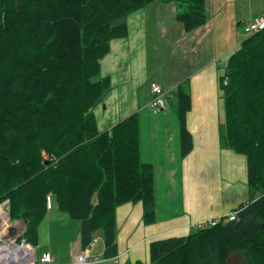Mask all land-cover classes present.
<instances>
[{
	"label": "trees",
	"instance_id": "1",
	"mask_svg": "<svg viewBox=\"0 0 264 264\" xmlns=\"http://www.w3.org/2000/svg\"><path fill=\"white\" fill-rule=\"evenodd\" d=\"M156 1L0 0V206L9 204L11 220L26 227L20 240L35 248L52 208L80 222L83 250L102 232L105 259L119 256V207L141 202L144 224L156 221L155 172L140 159L137 114L100 132L94 113L111 88L101 62L112 40L128 35L115 22ZM175 1L186 32L207 23V0ZM226 63L221 142L246 158L254 196L233 210L236 221L152 242L148 264H231L237 254L264 264V29ZM174 91L185 157L191 93L186 82Z\"/></svg>",
	"mask_w": 264,
	"mask_h": 264
},
{
	"label": "crops",
	"instance_id": "2",
	"mask_svg": "<svg viewBox=\"0 0 264 264\" xmlns=\"http://www.w3.org/2000/svg\"><path fill=\"white\" fill-rule=\"evenodd\" d=\"M212 5L213 0H207V23L193 32H186L177 21L180 6L175 0H159L129 13L122 23L127 25L128 35L123 40H112L111 50L101 62V77L111 79V88L103 103L94 109L99 130L110 131L136 113L140 122V159L152 164L155 172V223L144 224L141 202L125 204L116 211L120 263L148 264L152 242L187 236L198 222L223 219L245 204L240 198L245 191L246 160L221 142L226 117L220 78L226 62L241 45L235 23L245 26L264 14L262 10L252 12L243 25V17L227 16L225 8L215 12ZM184 82L191 93V110L186 117L193 151L182 157L174 90ZM152 84L169 92L167 108L156 115L148 106ZM54 209L58 210L52 208L49 218L59 214ZM44 222L38 242L48 243V247L38 255L50 253L53 264H72L73 256L83 251L80 230L73 240L61 242L67 229L61 225L60 230H53V236L51 229L47 235ZM93 240L102 243V249L95 253L103 255L102 232H97Z\"/></svg>",
	"mask_w": 264,
	"mask_h": 264
},
{
	"label": "built area",
	"instance_id": "3",
	"mask_svg": "<svg viewBox=\"0 0 264 264\" xmlns=\"http://www.w3.org/2000/svg\"><path fill=\"white\" fill-rule=\"evenodd\" d=\"M264 29V16H259L250 21L246 25L245 31L248 34H255ZM228 80H225V85ZM167 92H164V89L157 84L152 85L151 97L148 100V106L150 107L153 114H158L164 110L167 105ZM50 207V202H48ZM229 221H236L238 218V213L232 212L226 216ZM217 220H209L198 222L195 225V229H203L205 227H213L217 224ZM11 227H16L19 230L17 225L4 224L0 229V264H13L17 261H22L26 258L29 259L27 264H38L36 251L34 246L29 243H26L24 240H19L16 237H9L8 230ZM96 249V242L93 241L85 250L76 254L73 257L72 264H111L118 263V258L115 259H104L101 256L93 253ZM53 256L50 253L43 254L40 259V264H52Z\"/></svg>",
	"mask_w": 264,
	"mask_h": 264
},
{
	"label": "rangeland",
	"instance_id": "4",
	"mask_svg": "<svg viewBox=\"0 0 264 264\" xmlns=\"http://www.w3.org/2000/svg\"><path fill=\"white\" fill-rule=\"evenodd\" d=\"M231 1H233V3ZM213 3H214V5H212V6H213L215 12H220V9L225 8L224 10H226L227 12H225L224 14H226L227 16H229L231 14H235V15H237V18L243 17L245 21H241L242 23L243 22L247 23L246 21L250 20L252 12H254V14H256V13H258L257 10H262V14H264V0H263V3L257 2V0H213ZM120 23H123V19L115 22V25L120 24ZM244 23H243V25H244ZM238 24L239 23H237V22L235 23V30H237L239 32V34L237 36L239 37V40H240L239 44H241L242 41L244 39H246L249 35L247 33H245L244 28H243L244 26H240V25L238 26ZM233 35H235L234 31H232V36ZM171 103H173V101H171ZM245 160H246V158H245ZM246 167H247V162L245 164V168ZM240 180L241 179H239L240 183L238 184L239 188L242 187ZM244 181H245V191H244L243 196L240 198V202L243 201L246 203L252 199V196H254L252 194L251 190L249 189V186H248L247 168H246V176H245ZM256 196L258 197L259 194H256ZM0 211L4 212L6 214V216H5L6 218L4 219L3 224L0 225V228L4 224L17 225V226H19V230H20L19 234L22 232V234H21V236H22L24 234L23 231H24L25 225L22 221H12L11 220L9 204L3 203L0 206ZM55 211H57L59 214H56V213L51 214L50 218L48 215L47 219L45 220L46 223L44 222L46 224L45 229H46L47 235H49L50 229H51V233L53 236L54 235L53 230L54 229L60 230V227L62 225V228L67 229V236L61 242L73 240L72 238L75 237V235L78 233V231L81 228L80 222L70 218L68 215L63 214L62 212H60L58 210H55ZM48 221H49L50 226H48ZM57 221H59V223ZM41 235H42V232H41ZM45 236H46V234H45ZM16 238H19V237L17 236ZM39 241H41V238ZM46 241H42V242L45 244ZM97 244H99V245H98V247L96 246L97 247L96 251H100L102 249V243L100 242ZM46 246L48 247V243H46L45 245H39V243H38L37 251L35 249V251L37 252L36 256L38 258H40V255H38L40 250H42V249L45 250L44 248H46ZM242 260H243V257L241 255L237 254V255H233L229 261L231 262V264H245L244 261H242Z\"/></svg>",
	"mask_w": 264,
	"mask_h": 264
},
{
	"label": "bare ground",
	"instance_id": "5",
	"mask_svg": "<svg viewBox=\"0 0 264 264\" xmlns=\"http://www.w3.org/2000/svg\"><path fill=\"white\" fill-rule=\"evenodd\" d=\"M5 216H6V214L4 212L0 211V225L3 224V221L6 218ZM28 262H29V259L26 258L22 261H17L16 263H13V264H27Z\"/></svg>",
	"mask_w": 264,
	"mask_h": 264
},
{
	"label": "water",
	"instance_id": "6",
	"mask_svg": "<svg viewBox=\"0 0 264 264\" xmlns=\"http://www.w3.org/2000/svg\"><path fill=\"white\" fill-rule=\"evenodd\" d=\"M16 233L17 231L15 230V228L12 227L11 229H9V236L13 237L16 235Z\"/></svg>",
	"mask_w": 264,
	"mask_h": 264
}]
</instances>
